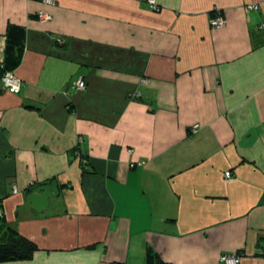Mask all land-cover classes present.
I'll list each match as a JSON object with an SVG mask.
<instances>
[{
	"label": "crops",
	"instance_id": "obj_1",
	"mask_svg": "<svg viewBox=\"0 0 264 264\" xmlns=\"http://www.w3.org/2000/svg\"><path fill=\"white\" fill-rule=\"evenodd\" d=\"M156 1L0 0V264H264V0Z\"/></svg>",
	"mask_w": 264,
	"mask_h": 264
},
{
	"label": "built area",
	"instance_id": "obj_2",
	"mask_svg": "<svg viewBox=\"0 0 264 264\" xmlns=\"http://www.w3.org/2000/svg\"><path fill=\"white\" fill-rule=\"evenodd\" d=\"M54 0H43L44 3H53ZM144 1L152 10L159 11L160 7L156 0H142ZM248 8H256V6L249 5ZM39 19L46 21L51 18V15L48 13L40 12L38 14ZM225 25V19L222 16H213L209 19V26L212 29L221 28ZM57 43L61 44L63 41L60 38L56 39ZM2 85L3 87L12 92V93H18L21 88V80L19 77H17L12 71H5L2 78ZM74 86L81 90L85 88V82L82 78H78L74 82ZM198 125H193L192 132H197ZM78 142H82V138L79 137ZM224 177L227 180H231L233 178V173L231 171H225ZM13 192H17L16 187H13ZM2 216V211L0 209V217ZM240 256L235 253H222L220 255V261L221 264H239Z\"/></svg>",
	"mask_w": 264,
	"mask_h": 264
},
{
	"label": "trees",
	"instance_id": "obj_3",
	"mask_svg": "<svg viewBox=\"0 0 264 264\" xmlns=\"http://www.w3.org/2000/svg\"><path fill=\"white\" fill-rule=\"evenodd\" d=\"M22 49V46H21ZM18 62L8 63L5 61L4 72L11 71L17 66ZM3 72V74H4ZM2 74V76H3ZM10 242L0 244V262L6 260L20 259L28 257L36 246L29 240L23 238L15 231ZM146 264H164L158 255L148 252Z\"/></svg>",
	"mask_w": 264,
	"mask_h": 264
},
{
	"label": "water",
	"instance_id": "obj_4",
	"mask_svg": "<svg viewBox=\"0 0 264 264\" xmlns=\"http://www.w3.org/2000/svg\"><path fill=\"white\" fill-rule=\"evenodd\" d=\"M59 189L57 181L50 182L32 188L26 195L27 201L38 211L42 212L48 207V200L53 195H58Z\"/></svg>",
	"mask_w": 264,
	"mask_h": 264
}]
</instances>
